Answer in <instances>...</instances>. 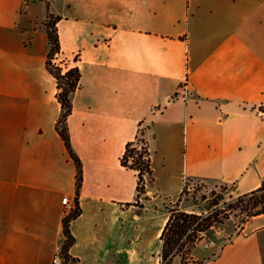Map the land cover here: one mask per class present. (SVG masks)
Listing matches in <instances>:
<instances>
[{
    "label": "crops",
    "instance_id": "0c3cea01",
    "mask_svg": "<svg viewBox=\"0 0 264 264\" xmlns=\"http://www.w3.org/2000/svg\"><path fill=\"white\" fill-rule=\"evenodd\" d=\"M45 2L60 17L59 56L81 74L67 119L83 167L69 256L159 264L188 181L238 197L264 180V0H40V16L35 1L0 0V264H51L62 199L75 207ZM143 127L153 181L139 208L136 173L120 157ZM202 242L194 264H264V214L198 252Z\"/></svg>",
    "mask_w": 264,
    "mask_h": 264
},
{
    "label": "trees",
    "instance_id": "16d2710c",
    "mask_svg": "<svg viewBox=\"0 0 264 264\" xmlns=\"http://www.w3.org/2000/svg\"><path fill=\"white\" fill-rule=\"evenodd\" d=\"M45 8L46 17L44 28L48 42V53L45 66L48 73L56 81L57 93L55 98L61 109L59 118L55 124V130L62 139L66 151L76 169L75 208L62 219V233L64 237L62 240V249L66 259L70 260L69 250L74 242L70 227L71 222L81 214L79 196L83 183V167L81 160L75 154L71 146L67 119L72 112V94L79 87L81 74L77 66L68 68L53 62L55 56H59L60 54L59 35L56 27L60 17L49 12L47 2H45ZM74 61H76V59H74ZM138 144L139 146H137ZM120 164L122 167L133 170L136 173V197L133 204L139 208H143L141 201L147 200L145 192L146 182L144 177L148 175L151 182L153 181V178L151 153L148 141L145 139L142 129H139L135 138L125 145L123 154L120 157ZM185 189L186 184L181 196L185 193ZM221 200V197H217L216 200H214L213 206L216 208L213 212H209L208 215H198L181 210L179 207L181 197L179 198L172 208L169 209L168 220L159 237L161 242L159 264H172L175 257H179L182 264L196 263L191 259V253L202 239L203 233L213 227V222L221 223V220H217L220 214H222L223 218L229 217V214L225 210H221L217 207ZM228 207L230 211L239 209L245 213V219L242 221V224H245L251 217L263 215L264 180L257 189L238 196L236 201L231 205L229 204ZM190 260L191 263H189Z\"/></svg>",
    "mask_w": 264,
    "mask_h": 264
},
{
    "label": "rangeland",
    "instance_id": "374dc122",
    "mask_svg": "<svg viewBox=\"0 0 264 264\" xmlns=\"http://www.w3.org/2000/svg\"><path fill=\"white\" fill-rule=\"evenodd\" d=\"M39 1L40 0H36L35 5L31 6V11L37 16L42 14L41 7L38 4ZM53 62L56 64L61 62L64 64V67L71 65V63L60 56L55 57ZM262 109L264 111V107ZM143 130L144 127L142 128V132ZM137 146H139V144ZM144 178L145 182H151L148 175H146ZM217 197L222 198L217 207L221 210H225L229 214V217L223 218L222 214L218 216L217 220H221V223L213 222V227L203 233V237L200 240L203 241V244L198 246V252L204 250L203 245L208 242V238H211L215 242H224L230 238V235L238 232L244 225L242 224V221L245 219V213L239 209L233 211L229 210L228 205L233 204L237 197H234L230 193L227 186L205 184L199 180L188 181L186 184L185 193L181 196V204L179 202V207L189 213L208 215L209 212H213L215 210L216 207L213 206V204ZM189 263H191V260ZM173 264H179V262L175 259Z\"/></svg>",
    "mask_w": 264,
    "mask_h": 264
},
{
    "label": "built area",
    "instance_id": "2783aa9c",
    "mask_svg": "<svg viewBox=\"0 0 264 264\" xmlns=\"http://www.w3.org/2000/svg\"><path fill=\"white\" fill-rule=\"evenodd\" d=\"M25 1L26 2H32V1H36V0H25ZM55 57H57V56H55ZM57 61H59V60H57ZM59 64H61V66L64 67L63 63L60 62ZM62 204L65 206L67 213H69L72 209L75 208L74 206H72L70 204V202L68 201V198H66V197H64L62 199ZM63 239H64V237H63ZM62 240L55 245L54 252H53V255H52L51 264H74V261L72 259H70V260L66 259L65 255L63 253V249H62V245H63V241ZM213 243L214 242L212 240H210V241L206 242L204 244V246L208 247L209 245H212Z\"/></svg>",
    "mask_w": 264,
    "mask_h": 264
}]
</instances>
